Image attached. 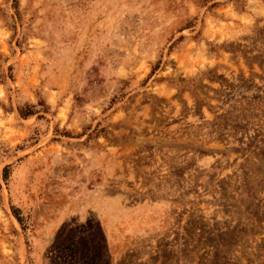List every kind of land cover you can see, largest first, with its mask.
Instances as JSON below:
<instances>
[{"label": "rangeland", "instance_id": "rangeland-1", "mask_svg": "<svg viewBox=\"0 0 264 264\" xmlns=\"http://www.w3.org/2000/svg\"><path fill=\"white\" fill-rule=\"evenodd\" d=\"M0 264H264V0H0Z\"/></svg>", "mask_w": 264, "mask_h": 264}, {"label": "trees", "instance_id": "trees-1", "mask_svg": "<svg viewBox=\"0 0 264 264\" xmlns=\"http://www.w3.org/2000/svg\"><path fill=\"white\" fill-rule=\"evenodd\" d=\"M16 112H17V115L20 117V118H27L29 116H32L34 113L30 110V107L28 106H24L23 108H17L16 109ZM3 180H6V168L3 169ZM15 209L11 207V212L13 214V217L15 219V221L19 224V219H18V216L16 215L15 213Z\"/></svg>", "mask_w": 264, "mask_h": 264}]
</instances>
